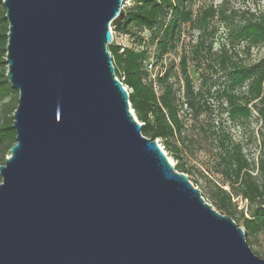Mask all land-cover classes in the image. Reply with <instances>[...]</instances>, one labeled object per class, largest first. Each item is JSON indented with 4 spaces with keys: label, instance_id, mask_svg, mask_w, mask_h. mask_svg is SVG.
Segmentation results:
<instances>
[{
    "label": "water",
    "instance_id": "obj_1",
    "mask_svg": "<svg viewBox=\"0 0 264 264\" xmlns=\"http://www.w3.org/2000/svg\"><path fill=\"white\" fill-rule=\"evenodd\" d=\"M125 0H3L16 144L0 264H264L142 134L109 45Z\"/></svg>",
    "mask_w": 264,
    "mask_h": 264
},
{
    "label": "trees",
    "instance_id": "obj_2",
    "mask_svg": "<svg viewBox=\"0 0 264 264\" xmlns=\"http://www.w3.org/2000/svg\"><path fill=\"white\" fill-rule=\"evenodd\" d=\"M187 2L189 0H136L126 9L123 7L121 19L116 24L113 23L112 29L125 34H131L134 29L155 30L154 38L160 51L167 53L180 40L183 25L192 24L202 31L193 50L196 62L202 65L201 58L207 51L210 56H214L212 62L207 64L209 71L214 75H224L227 79L222 89L214 91L215 98L227 103L232 117H249L252 113L249 105L254 104L264 123V59L251 57L252 48L264 42V14L250 8L230 7L231 0H223L220 6L211 5L194 18ZM5 14L3 0H0V105L4 114L0 123V165L5 164L6 155L11 154L10 149L17 142V131L12 125L18 101L15 96L17 91L12 88L6 76L8 21ZM215 17L225 22L228 40L212 52L214 43L213 40L208 41L206 34L209 21ZM109 49L116 75L130 89L132 108L138 120L144 123L142 134L151 139H162L165 147L173 152L176 159L181 160L178 144L184 122L169 74L156 79L161 88V92H158L153 83L145 80L148 74L143 69V62L149 57L146 50L125 46L121 52V45L114 41ZM181 67L186 80V103L197 117L207 107L201 102L199 93L194 90L185 56L182 57ZM208 108L213 115V109ZM212 121L211 134L216 135L220 120L213 116ZM219 165L222 168L218 173L223 183H214V188L209 190L213 205L218 211L230 214L233 194H239L251 203L261 199L255 210L244 217V228L248 232L249 242L252 243L253 238L264 230V189L253 175L252 165L240 143L221 156ZM176 169L186 172L182 162ZM1 179L0 175V182Z\"/></svg>",
    "mask_w": 264,
    "mask_h": 264
},
{
    "label": "rangeland",
    "instance_id": "obj_3",
    "mask_svg": "<svg viewBox=\"0 0 264 264\" xmlns=\"http://www.w3.org/2000/svg\"><path fill=\"white\" fill-rule=\"evenodd\" d=\"M135 1L128 0V2H124L123 7L126 9ZM222 1L189 0L187 5L192 10L193 17L196 18L204 9L211 5L220 6ZM229 6L236 9L250 8L257 13L264 14V0H231ZM124 8H122L121 13ZM227 31L225 22L219 19V17H215L209 21L206 36L208 41L213 40L212 52L219 49L228 40ZM113 32L116 37L115 44L121 43L128 47L137 50L144 49L148 52L149 58H152L155 63L152 74L156 76V79L169 74V81L173 84L177 93L180 115L184 122L181 139L178 144L181 160L176 159L173 152L167 146L165 147L162 139L158 141L164 145V151L169 160L170 157L174 160L175 164L171 160L170 162L175 168L180 162L184 164L185 173L188 174L190 181L201 190L202 196L206 201L213 205L209 190L214 188V183H223L221 175L218 173L222 168L219 165L221 156L227 151H231L234 145L238 143L242 145L243 152L252 165L253 175L256 176L264 189V123L254 104L249 105L252 111L249 117H232L229 114L227 103L222 99L215 98L213 95L214 91L222 89L226 85L227 79L224 75H214L209 71L207 64L209 65V62H212V57L214 56H210V53L207 51H205L201 58L202 65L196 62L193 50L202 31L190 23L184 24L180 40L167 53L160 51L157 40L154 38L155 30L134 29L131 34H125L118 33L113 29ZM251 55L252 59H264V42L253 47ZM184 56L186 57L187 70L192 79L194 90L199 93L201 102L207 107V110L197 117L190 107L184 111L180 107L188 101L186 96V80L181 67V60ZM155 88L158 92H161L158 83L155 85ZM16 91L15 96L18 101L19 92L18 90ZM209 91H211V94ZM10 97L11 95L8 98ZM208 107L213 109V115ZM213 116L217 120H220L216 135L211 134ZM3 118L4 114L0 105V123L3 121ZM8 156L6 155V158ZM225 188L229 189L227 185H225ZM231 191L233 190L231 189ZM232 201L230 214L224 211L223 214L229 215L239 226L244 227V217L249 216L251 211L255 210L256 206L260 204L261 199L251 203L239 194H233ZM250 246L257 256L264 259V230H261L253 238Z\"/></svg>",
    "mask_w": 264,
    "mask_h": 264
},
{
    "label": "built area",
    "instance_id": "obj_4",
    "mask_svg": "<svg viewBox=\"0 0 264 264\" xmlns=\"http://www.w3.org/2000/svg\"><path fill=\"white\" fill-rule=\"evenodd\" d=\"M125 3L126 2H128V0H125L124 1ZM112 32H113V30H112ZM116 40V37L114 36V32H113V41H115ZM119 45H121V52L124 50V47L126 46V45H124V44H121V43H119ZM154 68H155V63H154V61L152 60V58H147L146 60H144V62H143V69L147 72V76H146V81L147 82H151V83H153L154 84V86L157 84V82H156V76L155 75H153L152 74V71L154 70ZM127 87V86H126ZM127 89H128V87H127ZM156 89V88H155ZM128 91H129V93H130V89H128ZM188 108V104L187 103H184L183 105H181V110L182 111H184L185 109H187ZM141 122V121H140ZM142 124H144L143 122H141ZM157 140H159V139H157ZM160 144V146H161V148L162 149H164V145H162L161 143H159Z\"/></svg>",
    "mask_w": 264,
    "mask_h": 264
},
{
    "label": "bare ground",
    "instance_id": "obj_5",
    "mask_svg": "<svg viewBox=\"0 0 264 264\" xmlns=\"http://www.w3.org/2000/svg\"><path fill=\"white\" fill-rule=\"evenodd\" d=\"M170 160H171V162H172V163H174V164H175L174 160H173L171 157H170Z\"/></svg>",
    "mask_w": 264,
    "mask_h": 264
},
{
    "label": "clouds",
    "instance_id": "obj_6",
    "mask_svg": "<svg viewBox=\"0 0 264 264\" xmlns=\"http://www.w3.org/2000/svg\"><path fill=\"white\" fill-rule=\"evenodd\" d=\"M249 241V240H248Z\"/></svg>",
    "mask_w": 264,
    "mask_h": 264
}]
</instances>
